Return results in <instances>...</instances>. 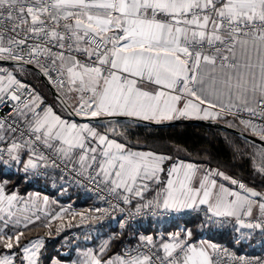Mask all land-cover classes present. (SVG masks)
Returning a JSON list of instances; mask_svg holds the SVG:
<instances>
[{"label": "snow or ice", "instance_id": "6c2138e0", "mask_svg": "<svg viewBox=\"0 0 264 264\" xmlns=\"http://www.w3.org/2000/svg\"><path fill=\"white\" fill-rule=\"evenodd\" d=\"M25 66L48 76L68 116L83 122L57 114L35 89L18 79L15 70L23 71ZM0 109L5 110L0 111L4 168L22 164L28 173L42 166L38 161H44V167L71 165L77 175L109 186L124 205L131 208L137 198L135 213L129 211L127 219L145 209L153 214H183L204 211L206 206L201 227L234 218L240 232L237 243L251 237L241 232L244 228L259 230L264 237V193L216 170L200 174L195 165L183 162L168 168L165 181L161 174L171 157L133 151L119 139L124 136L117 131L119 120L101 122L116 117H126L128 123L232 117V122L238 119L259 138L258 171L264 174V0H0ZM21 153L27 155L26 161ZM215 176L230 180L248 195L218 184ZM7 183L0 184V213L5 214L0 220L5 226L17 201L16 193H5ZM153 185L160 191L146 200ZM113 207L125 212L119 203ZM257 208L255 220L246 221ZM52 218H61V213ZM119 222L123 229L126 219ZM31 223L29 219L24 227ZM2 233L0 229V246L19 247L22 232ZM121 235L104 240L99 254L84 252L86 259L79 264H218L208 250L215 253L217 245L192 243L191 229L173 233V242L161 245L163 256L159 251L145 253L137 245L105 259ZM140 240L154 244L151 236ZM31 244V249H21V264H39L42 241ZM239 261L264 264L243 257ZM0 264L13 260L3 256Z\"/></svg>", "mask_w": 264, "mask_h": 264}, {"label": "trees", "instance_id": "16d2710c", "mask_svg": "<svg viewBox=\"0 0 264 264\" xmlns=\"http://www.w3.org/2000/svg\"><path fill=\"white\" fill-rule=\"evenodd\" d=\"M15 74L27 86L35 89L47 104L52 105L57 114L65 119H71L54 100L41 78L33 70L28 68H24L23 71L16 69ZM219 122L223 123V121ZM116 127L118 132L124 133V136L119 137V139L127 143L131 150L153 151L171 157L170 160L165 161V167L178 161L205 165L213 170L224 173L225 176L231 179L241 181L248 188L256 192L264 193V174L258 171L255 164L257 159L256 152L260 149L231 133L212 127L184 123L169 127H149L120 122ZM230 127L252 135L250 130H245L235 121L230 124ZM0 145L5 147L3 144ZM21 155L25 161L28 159L27 155L23 153ZM5 180L8 182L4 185L5 192L7 194L16 193L19 199H25L30 192H42L49 195L50 198H59L63 203H72L69 216L72 217L74 223L85 212H89L91 217H99V213H96L94 209L101 208L100 202L94 197L81 200L79 189L73 185L59 181L57 173L50 168H46L42 175L35 177L34 170L25 173L22 164L19 166L13 164L11 169L0 166V182L4 183ZM66 189H69L68 194H66ZM60 193H64L63 196ZM65 195L68 196L64 197ZM133 205L135 204L133 203ZM203 219L204 216L201 213L187 214L179 219H146L136 222L129 231L125 228L121 229L118 222L96 227L95 222L97 220L91 219L87 226L73 228V230L66 229L56 237V231L60 228V225H57V223L53 225L52 230L50 227L47 230L42 225L30 224L27 228L18 229L14 234L23 233L19 246L33 239L47 236V239L52 241L49 244L61 249L62 246L60 244L63 245V239L69 246L71 250L70 254L72 255L81 244L84 246H95L110 236L122 233L120 238L112 243V248L109 253L105 254V259L108 258L109 254L115 255L120 252L121 247L126 242L127 236H129L126 242L127 247L140 243L141 236H151L154 241L152 245L156 248L162 242L169 239L173 233H178L182 229L185 232L191 229L193 233L191 242L204 239L212 244H224L234 249L237 253L248 255L252 254L250 240L254 241L255 239V243L257 244V241L263 238L261 234L253 238L251 232L250 239L246 235L243 238V243H237L240 235L236 232L233 221H224L221 225L214 224L209 228L207 226H200ZM74 223L72 222L68 225L70 226ZM72 231L78 232L80 238L78 237L77 240L70 239L69 234ZM66 238L67 240H65ZM257 246L259 249L258 253L264 254V244L258 243ZM55 253L60 252L56 250ZM70 254L61 256L60 261L68 260L71 257Z\"/></svg>", "mask_w": 264, "mask_h": 264}, {"label": "built area", "instance_id": "2783aa9c", "mask_svg": "<svg viewBox=\"0 0 264 264\" xmlns=\"http://www.w3.org/2000/svg\"><path fill=\"white\" fill-rule=\"evenodd\" d=\"M40 73L43 76L45 82L58 93V88L50 81L49 77L43 75L42 71H40ZM52 76L55 77L56 73L53 72ZM0 111H5V110L0 109ZM243 115L247 116V114H243ZM229 118L232 120V117H229ZM235 122L239 123V120L237 119V120H235ZM0 147H3V146L0 145ZM46 154L50 155L51 159H55L58 164L60 163L59 158L55 157L51 153H46ZM51 159L48 160V162H47L49 165H51ZM38 163L41 164L42 166L40 168L34 170V173L36 176L42 175L46 168H50L58 174L59 179L61 181H63V182L65 181L66 183L71 184V185H73L79 189L81 200H84L88 197H94L100 202L102 209L108 210L107 214L99 213L100 219H98L95 222L96 227H101L104 225H111V224L116 223V222L120 223L119 222L120 220L126 219V226L124 228L129 231L136 222L141 221V220H146V219H159V220L179 219V218L185 216L184 214H176V213L153 214L152 211L145 209L141 212V214L134 215L131 219H127V214L129 211H131L132 213H135L134 205L131 208L128 205H124L122 200L119 197H117L115 194L110 193L109 189L104 184H102V183L97 184L96 182L89 180L86 175H77L76 172H73L70 170L71 165H69L68 169H64L63 164H60V167H52V166L44 167L43 166L45 163L44 161H38ZM37 173H39V175H37ZM239 182H241V181H239ZM233 186L237 190H240L238 188V185H233ZM118 203H119L120 207L125 208V212L123 214L119 211L118 207L117 208L113 207L114 205H116ZM82 215L89 217V218L82 220V218H81ZM82 215L80 216L78 221H76L70 227V230H73V228H77V227H85L89 224V222L91 221V214L89 212H85ZM257 216L258 215L254 216L252 218H244V219L246 221L249 219L255 220V218ZM224 221H225V218H223V222ZM222 223H218L215 225H221ZM69 237L73 240H77L78 239V232L72 231V233L69 234ZM128 239H129V236H127L125 241L127 242ZM126 242L121 247L120 252H122V251H124L130 247L134 248L137 245H140L141 251H143L145 253H148L149 250H151V252H157L158 251L156 248H154V246L152 244H147L146 241L145 242L141 241L140 243L135 244V245L130 246V247H127ZM192 243L197 245L199 242L194 241ZM217 249H218V251H216L215 253H212V257H213L214 262H218V264H240V261H239L240 257H243L245 260L252 261V262H255L257 260H264V254H259L258 249L255 248L253 245L250 246V250L252 251V254H250V255L244 254V253H237L234 249L229 248L228 246H226L224 244L217 245ZM159 254L161 256H163L162 253L159 252Z\"/></svg>", "mask_w": 264, "mask_h": 264}, {"label": "rangeland", "instance_id": "374dc122", "mask_svg": "<svg viewBox=\"0 0 264 264\" xmlns=\"http://www.w3.org/2000/svg\"><path fill=\"white\" fill-rule=\"evenodd\" d=\"M260 151H261V149L256 152L257 159H256L255 164H256L257 169L259 168V166L261 164V157L259 155ZM34 176L36 177L35 173H34ZM59 181H61V180L59 179ZM61 182H63V181H61ZM63 183L68 184L65 181ZM0 184H3V183L0 182ZM69 185H71V184H69ZM66 190H67L66 194H68L69 189H66ZM63 194L64 193H60L61 196H63ZM7 195H11V194H7ZM66 196H68V195H65L64 197H66ZM45 197H47V203H45ZM58 199L50 198L49 195H47L46 193H42V192H33V193L30 192V193H28V195L25 199H19L17 197L15 207H13V209H12V212L14 213V215H13L12 219L9 221V223L7 224V226H5V223L3 220H0V229H3L2 234H4L5 236L13 235L18 229L25 228L24 225L28 223L29 219H31L34 222L31 224H35V225H39V226L42 225L44 227H46L45 225H49L48 227H46L47 230H49L48 229L49 227L52 230L53 225H55L56 223H57V225H60L59 231H56L55 237L58 234H60L62 231L66 230V229L67 230L70 229V227L72 225L69 226L68 224H71L72 222L74 223L72 217L69 216L70 215L69 211L72 208L71 207L72 203L66 204V203L61 202L60 199L59 200ZM57 213H61V218L53 219L52 217L55 216ZM4 215H5L4 213H0V216H4ZM37 216L39 217V219H36ZM5 219H7L6 216H5ZM17 220L20 221L19 224L16 223ZM233 223H234L235 229L239 227V225H237L235 221H233ZM28 225H30V224H28ZM66 226H67V228H65ZM241 232H243L245 234L252 232L253 238L259 234L255 231H253L251 229H247V228L241 229ZM237 233H238V235H240V232H237ZM78 237L80 238L79 233H78ZM67 238L65 240H67ZM263 239H264V237H263ZM36 240L42 241V246L40 247L39 252H38L39 264H52L53 260L58 261L59 264H74V262H75V264H79L80 261H82L83 259H86V257H84L83 254H84V252H87L88 249L84 248V245L81 244V245H79V247H77L82 252L77 251V253H74L71 255L70 254L71 250H70L69 246L67 245V243L63 239H62L63 245L60 244V246H62V247H61V249H59L57 246H53V245L49 244V242H52V241H49V239H47V236L33 239V240L28 241L27 243H25L19 247H14L13 249H7V248H3L2 246H0V250H2L0 253V257L11 256V258L13 260V264H21V261L23 260V256H24V253L21 251V249L24 246H28L31 249V247H32L31 242L36 241ZM103 241L104 240H102L98 244H96L97 246L95 245L96 248H94V251L97 250L96 251L97 254L99 251V247ZM254 241H255V239H254ZM13 244L14 245L16 244L15 239L13 240ZM257 244L255 242H254V244H252V241H251L250 246L253 245L255 248L258 249ZM56 250H59L60 253H55ZM258 251H259V249H258ZM14 253H15V255H13ZM67 254L68 255L70 254L71 257H69L68 260L60 261V257L61 256H67ZM23 264H27V262L23 261Z\"/></svg>", "mask_w": 264, "mask_h": 264}, {"label": "water", "instance_id": "95a60500", "mask_svg": "<svg viewBox=\"0 0 264 264\" xmlns=\"http://www.w3.org/2000/svg\"><path fill=\"white\" fill-rule=\"evenodd\" d=\"M25 68L33 70L42 80V82L45 84L49 92L51 93L52 97L54 100L61 106V108L65 111L64 106L60 103L59 99L57 98V92L52 89L44 80L43 76L41 75L40 71L38 69H35L33 66H25ZM65 113L68 115V113L65 111ZM73 120L76 121H81L80 117L72 116L70 117ZM112 120L113 123H115L116 120H119L120 122H125L128 123V118L126 117H116V118H102L101 122L102 123H107V121ZM83 122V121H81ZM93 123H96L95 121ZM192 124V125H201V126H206V127H212L216 128L228 133L233 134L234 136L240 138L241 140L261 149V144L259 142V138L252 136L250 134L244 133L242 131H239L237 129H234L224 123H220L217 121H209V120H179V121H174V122H166V123H154V122H148V121H136L133 123L129 124H134V125H141V126H149V127H169L173 126L176 124Z\"/></svg>", "mask_w": 264, "mask_h": 264}, {"label": "crops", "instance_id": "0c3cea01", "mask_svg": "<svg viewBox=\"0 0 264 264\" xmlns=\"http://www.w3.org/2000/svg\"><path fill=\"white\" fill-rule=\"evenodd\" d=\"M201 115H202V113H201ZM179 120H209V121H217V122H219V121H223V123L224 124H226V125H228V126H230V124H229V122H231L232 120L229 118V117H227V119H220V120H217V119H212V118H209V119H200V118H195V117H193V118H180V119H177V120H172V121H162V122H159V123H166V122H174V121H179ZM148 122H154V121H148ZM154 123H157V122H154ZM220 123H222V122H220ZM239 124V123H238ZM240 125V124H239ZM240 126H242V125H240ZM243 127V126H242ZM5 146V145H4ZM180 162H182V161H178V162H174V163H180ZM183 163H185V164H189V163H187V162H183ZM165 164V163H164ZM191 164V163H190ZM172 165V164H171ZM171 165H169V166H167V167H165V165H164V168H165V171H164V173H162L161 174V176H162V179H164L165 181L167 180V170H168V168H170L171 167ZM193 165H195L197 168H199L200 169V174H202L205 170H208V169H211V168H209V167H207V166H205V165H198V164H193ZM211 170H213V169H211ZM217 181H218V184H224L226 187H229L230 189H233V190H237L232 184H231V182H230V180H225V179H223L222 177H220V176H215L214 177ZM108 188H109V186H107ZM160 191V189L158 188V187H156L155 185H153V188H152V190L150 191V192H147V193H145V197H146V200H148V199H154L156 196H157V193ZM237 191H240V190H237ZM241 195H248V193H246V192H243V191H241ZM146 200L145 201H140L141 203H143V202H146ZM137 202V198H134V204ZM207 210V208H206V206H204V211H199V210H187L185 213H183L185 216L188 214V215H191V214H195V213H201L203 216H204V212ZM256 215H259V211H258V208L257 209H255L254 210V213H253V217L254 216H256ZM225 221L227 222V221H235V219L234 218H225ZM253 231H255V232H257V233H259L260 234V232H259V230H253ZM247 238L248 239H250L251 237H248L247 236ZM261 239H263V238H261ZM261 239H259V240H261ZM257 241L258 243H260V241ZM199 243L197 244V245H201V244H203V245H205V246H207V245H209V244H212V243H210L209 241H207V240H204V239H202V240H197ZM252 241V244H254V242L255 241H253V240H251ZM173 241H171L170 240V237H169V239H167L166 241H164V242H162L158 247H156L157 249H158V251L160 252V253H162L163 255H164V253H163V249H162V247H161V245L163 244V243H172ZM84 248H87L88 250L87 251H89V250H91V251H93L94 253H97L96 251H94V248H96L95 246H84ZM82 249V248H81ZM209 250V252L212 254V250L209 248L208 249ZM77 251L78 252H80L81 250L79 249V248H77L76 250H75V253H77ZM82 252V251H81Z\"/></svg>", "mask_w": 264, "mask_h": 264}]
</instances>
